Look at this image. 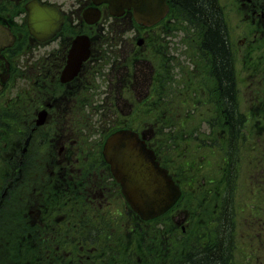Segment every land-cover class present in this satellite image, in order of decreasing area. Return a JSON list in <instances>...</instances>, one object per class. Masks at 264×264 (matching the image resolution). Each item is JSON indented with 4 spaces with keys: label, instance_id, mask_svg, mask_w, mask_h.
Masks as SVG:
<instances>
[{
    "label": "flooded vegetation",
    "instance_id": "af4514ba",
    "mask_svg": "<svg viewBox=\"0 0 264 264\" xmlns=\"http://www.w3.org/2000/svg\"><path fill=\"white\" fill-rule=\"evenodd\" d=\"M36 2L56 8L64 18L60 30L44 40L31 35L28 27L25 6ZM240 5L246 10L244 16L251 18V27L264 25V0H241ZM89 6H93L91 0H0V24L9 36L0 48V165L6 172L0 196V264H66L48 249L36 256L43 247L39 241L55 236L69 247L82 250L92 241L89 248L97 249L111 214L106 207L108 198L112 197L116 209L118 206L117 185L103 155L104 141L123 127L144 134L148 141L146 134L153 130L139 125V110L133 108L137 94L130 102L122 101L119 81H133L135 91L136 75L138 71L143 74L137 67L138 50L154 45L165 31L149 28L127 34L123 23L131 25V14L125 11L112 16L105 3L97 5L101 12L98 21L89 24L83 13ZM108 20L116 26H107ZM76 35L88 36L90 52L77 74L62 81L61 71ZM199 49L197 81H218L214 56L206 47ZM150 71L155 72L153 65ZM172 75L164 68L151 81H172ZM124 85L132 88L129 83ZM217 87L213 90L216 96ZM27 168L35 171L31 192L37 198L27 193ZM12 173L18 177L13 190L8 178ZM65 193H70L69 200L73 193L78 197L72 203H62L59 196ZM49 196L50 205L61 215L45 222L41 216L49 211ZM86 214L90 219L81 216ZM110 231L116 235V225ZM16 237H20L21 246L28 243L31 255L29 260L14 258L11 263L1 253L9 255Z\"/></svg>",
    "mask_w": 264,
    "mask_h": 264
},
{
    "label": "rangeland",
    "instance_id": "374dc122",
    "mask_svg": "<svg viewBox=\"0 0 264 264\" xmlns=\"http://www.w3.org/2000/svg\"><path fill=\"white\" fill-rule=\"evenodd\" d=\"M219 2L224 11L223 24L234 76V122L228 116L227 103L226 119L221 113L224 109L221 105L217 106V114L213 111L205 112L201 108L194 111L195 104L207 95L208 81H197L200 71V49L197 43L203 40L204 32L202 35L197 33L202 28L190 20L176 2H171L175 9L172 21L155 28L157 33L164 30L165 34L154 45L138 50L137 67L143 70V74L138 71L136 75L138 86L135 91L133 81H119L123 102L134 100L137 94L133 108L139 110V125L153 129L148 134L149 140L161 161L182 185L187 199L182 206L160 218L151 228L152 225L147 227L140 219L134 222L131 213L126 212L128 210L123 197L118 196L122 219L116 234L122 237L123 254L116 253V246L108 248L109 259L112 261L134 264L139 257L142 262L154 259L162 264L163 259L157 256V252H153L154 258L136 251L125 256L124 252L126 243L133 237L132 232H137L136 237L146 232L151 238L158 233V229L165 228V223L171 225L166 232L168 238L165 242L174 245L177 251L180 246L174 237L180 236L177 227L183 225L184 250L187 254L195 248L196 233L209 221L215 233L218 232L213 222L218 219L221 203H226V214L221 216L226 217L223 227L226 229V264L230 261L232 264H264V25L257 23L250 26L251 18L244 16L246 10L240 5V0ZM108 22L107 26H116ZM123 30L130 34L135 31V27H126L123 23ZM152 65L154 73L150 71ZM164 68L167 73L173 74L172 81H151L154 74ZM94 79L99 81V76ZM126 83L131 84L132 88L125 86ZM198 86L200 88L197 89ZM148 98L152 100L148 101ZM219 108H222L220 112ZM190 112L191 122L178 131L177 127H182L178 121L186 119ZM242 112L246 113L245 118L241 116ZM209 116H213L212 120L222 126L211 135H208L211 131L204 122V118ZM204 130H207L205 135L198 134V131ZM204 137L206 145L195 140ZM230 143L235 146L232 148H236L238 159H232L226 181V198H223L224 171L228 165L226 149ZM109 198L112 199L111 196ZM260 240L262 242L255 244Z\"/></svg>",
    "mask_w": 264,
    "mask_h": 264
},
{
    "label": "water",
    "instance_id": "95a60500",
    "mask_svg": "<svg viewBox=\"0 0 264 264\" xmlns=\"http://www.w3.org/2000/svg\"><path fill=\"white\" fill-rule=\"evenodd\" d=\"M105 1H108L112 8H117L116 12L120 6L132 7L136 19L146 24L158 20L165 10L163 0ZM37 9L30 11L34 34L43 29L45 27L43 25H47L44 17L51 13L48 8ZM60 22L59 15L58 24L49 30L54 32ZM1 35L0 41L3 38ZM72 62L73 60L70 67ZM68 69L67 67L65 71ZM104 149L106 159L121 185L125 199L142 218L156 216L173 204L179 195L178 186L174 184L166 170L158 166L152 151L145 147L135 133L128 130L113 133L106 140Z\"/></svg>",
    "mask_w": 264,
    "mask_h": 264
},
{
    "label": "trees",
    "instance_id": "16d2710c",
    "mask_svg": "<svg viewBox=\"0 0 264 264\" xmlns=\"http://www.w3.org/2000/svg\"><path fill=\"white\" fill-rule=\"evenodd\" d=\"M176 2L180 9L186 14V16L192 20L198 27L202 28L204 32L203 40L201 44L207 47L211 54L214 56V72L218 79L217 89L219 97L213 101L215 106L222 105L224 108L223 116L226 119V103L229 112L228 116L230 121L234 122L235 108L233 106V86L234 76L232 75V69L230 64V53L228 44L226 41L225 29L223 25L222 14L220 7H217L216 0H172ZM219 116V115H218ZM214 126V125H213ZM228 145L227 158L229 162H232L235 149ZM232 148V149H231ZM237 160V159H236ZM226 174H230V167ZM228 179V176H227ZM223 215V214H222ZM226 217H219L218 221V234L217 238H213L211 235L205 236L206 242L201 245H197L192 251L187 252L183 257L185 261L182 264H226V229L225 226ZM224 230V231H221ZM15 244H12L13 252L21 249L20 237H16ZM65 263L67 261L64 258L61 259Z\"/></svg>",
    "mask_w": 264,
    "mask_h": 264
}]
</instances>
